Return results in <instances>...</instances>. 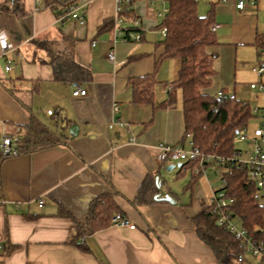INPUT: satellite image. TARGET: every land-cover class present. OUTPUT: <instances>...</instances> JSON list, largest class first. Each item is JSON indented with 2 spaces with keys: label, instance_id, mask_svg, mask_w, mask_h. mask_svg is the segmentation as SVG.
<instances>
[{
  "label": "crops",
  "instance_id": "1",
  "mask_svg": "<svg viewBox=\"0 0 264 264\" xmlns=\"http://www.w3.org/2000/svg\"><path fill=\"white\" fill-rule=\"evenodd\" d=\"M79 1L85 3L79 10L83 23L57 21L44 0L37 9L35 0H0L9 7L0 10V29L13 46L0 51V139L5 133L15 140L31 116L57 138L37 150L0 158V264H256L252 257L218 263L191 221L208 203L200 183L185 201L165 188L160 177L158 145L188 147L190 142L184 138L181 103L162 105L179 58L160 59L162 44L146 38L159 31L158 12L164 13L166 2L135 0L140 39L113 42L112 28H98L114 19L115 1ZM157 1L162 10L155 12L150 5ZM236 2L211 0L217 43L209 50L215 53V74L205 91L224 89L244 99L238 96L243 88L240 92L236 87L240 66L254 59L264 64V0H244L243 9ZM36 38L71 54L90 70V79L78 84L55 80L46 51L32 43ZM110 49L113 62L106 58ZM150 73L157 82L151 100L133 102L130 79ZM251 83L257 81L249 82V89L260 91ZM76 86L85 95H72ZM177 162L179 167L182 162ZM153 177L174 204L156 198L159 189L146 193L148 201L136 202L142 185L151 187ZM106 193L113 194L118 212L130 225L109 224L80 234L78 245L72 241L77 225L86 219L91 202Z\"/></svg>",
  "mask_w": 264,
  "mask_h": 264
},
{
  "label": "trees",
  "instance_id": "2",
  "mask_svg": "<svg viewBox=\"0 0 264 264\" xmlns=\"http://www.w3.org/2000/svg\"><path fill=\"white\" fill-rule=\"evenodd\" d=\"M135 0L123 3L118 14L127 20L136 18L132 4ZM167 8L157 29L165 27V35L160 40L163 51L160 59L179 58L176 78L172 81L171 89L163 101V106L176 102V92L180 91L181 108L184 120V138L189 137L193 146L205 154L231 156L239 148L235 141L237 133L248 126L254 113L249 101L240 98L222 99L216 94L205 91L215 74L213 62L215 53L209 47L216 44L212 11L200 15L197 11L198 0H163ZM79 0H44V6L54 10L55 15L75 6ZM21 7V6H20ZM59 7V8H58ZM0 10L7 11L9 7L0 3ZM20 12L22 13L21 9ZM17 12V15L21 14ZM113 19L106 20L99 26L98 32L112 28ZM136 30L141 32L137 26ZM32 43L46 51L48 63L52 67L55 80L80 83L89 80L90 70L78 63L71 54L56 51L51 41L36 38ZM264 51V41L260 44ZM133 57H129L131 59ZM261 64V63H260ZM156 80L152 73L130 79L133 102L150 101L153 96V86ZM23 133L14 140L17 154L28 153L40 147L57 141L55 134L39 119L31 116L30 121L23 127ZM184 141V139H183ZM182 142V141H181ZM4 157L0 153V158ZM197 165L195 161H185L179 166V171L190 168L193 175ZM224 174L228 181V196L235 198L233 212L238 215L247 229L264 225V205L254 198L255 187L248 180L245 167L235 164L224 165ZM151 187L142 185L136 197V202L148 201L146 193L158 191V183L153 177ZM150 188V189H148ZM113 194L106 193L91 202L86 219L77 225V233L72 241L77 242L80 234H90L97 229L111 224V217L118 212ZM148 198V197H147ZM197 236L212 251L218 263H229L244 253L240 240L216 223V214L211 213L208 206L203 207L191 220Z\"/></svg>",
  "mask_w": 264,
  "mask_h": 264
},
{
  "label": "built area",
  "instance_id": "3",
  "mask_svg": "<svg viewBox=\"0 0 264 264\" xmlns=\"http://www.w3.org/2000/svg\"><path fill=\"white\" fill-rule=\"evenodd\" d=\"M116 5V14L113 19L112 31L114 34L113 42L117 38L122 41H138L140 39V32L136 30L138 26L135 19L127 20L120 16L118 11L123 3L130 0H114ZM41 0H35L36 9ZM245 5L244 0H237L235 7L243 9ZM85 3L79 1L75 6L70 7L67 11L56 16L59 22L74 19L80 23L84 22V14H80L79 10L84 9ZM166 10V9H165ZM164 10V12H165ZM163 12H158V15L163 16ZM215 25L211 29H214ZM165 27L160 29L162 35H165ZM12 44L8 42L4 30L0 29V51L2 54L6 53L12 48ZM106 58L113 62L114 52L110 49ZM4 69H10L9 61L6 63ZM252 70L258 77L264 72V64H259L253 67ZM172 85L168 84L167 89H171ZM251 88L257 87L264 90V81L258 83H251ZM86 90L81 86H76L72 91V95H85ZM216 95L222 99H234L236 96L233 92L219 89ZM254 113L258 114L255 118L258 123L255 127L249 129L245 127L241 129L235 141L245 143L249 147L237 148L231 156H218L215 154H205L198 147L189 142L188 147L178 143L174 145L159 144L157 150V158L162 163H173L176 161H195L197 165L194 167V172L207 175L210 169H213L216 175L219 176V187L213 188L212 193L208 199L207 206L211 213L216 214V223L223 229L231 233L236 240H240L244 248V253L235 258V262L242 263L245 260V254L256 260V264H264V225L255 227L254 229H247L243 224L241 218L233 212V205L235 198L228 196V181L225 176V166L227 164H235L245 167L248 173V180L255 187V200L264 205V107H252ZM0 153L2 156H12L17 154V148L13 137L10 134H3L0 139ZM43 203L42 199L38 200V206ZM264 218V214H263ZM241 222V225L237 223ZM111 224L118 227L129 226L130 223L120 212H116L111 217Z\"/></svg>",
  "mask_w": 264,
  "mask_h": 264
},
{
  "label": "rangeland",
  "instance_id": "4",
  "mask_svg": "<svg viewBox=\"0 0 264 264\" xmlns=\"http://www.w3.org/2000/svg\"><path fill=\"white\" fill-rule=\"evenodd\" d=\"M213 1V0H212ZM155 4L150 5V8L154 10L155 12L162 7L160 1L154 2ZM162 3V2H161ZM166 4V3H165ZM211 0H198V12L200 15H206L211 7ZM167 6V5H166ZM159 22L162 19V16L158 17ZM159 31H153L154 33L146 35L147 39L154 40L155 42H160L162 39ZM255 59L253 61L246 62L244 65L240 66V72L237 73L236 81L237 85L236 87L239 88L240 92L243 88L242 94L238 95L241 98H244L249 101V104L251 107L254 106H264V90H257V89H249L248 84L249 82L258 81L262 82L264 81V72L261 75V77H257V75L251 71L252 67H256L259 65V63H255ZM157 83V82H156ZM155 83V84H156ZM159 86L157 85L156 88ZM239 92V93H240ZM257 96V97H256ZM176 103H181V95L180 91L177 90L176 92ZM257 124V120H250L249 126L251 128L255 127ZM236 145L239 148L243 147H249L245 143L238 142ZM177 161L174 164V167L170 170H166V163L164 162L160 169V177L165 181L166 186L164 187L169 188L172 190V192L179 197L180 199H184L185 201L190 197L191 191L195 190L194 185L196 182L200 183L201 188L203 190V193L205 196V200L208 201V197L211 194V188L212 186L217 188L219 187V176L216 175L211 169L209 172H207V175H201L197 178L193 175L190 168L182 169V171H179V167L177 166ZM237 223L241 225V222L237 220ZM250 258L249 254H245V258Z\"/></svg>",
  "mask_w": 264,
  "mask_h": 264
},
{
  "label": "water",
  "instance_id": "5",
  "mask_svg": "<svg viewBox=\"0 0 264 264\" xmlns=\"http://www.w3.org/2000/svg\"><path fill=\"white\" fill-rule=\"evenodd\" d=\"M178 164H180V163H178ZM172 166H174L173 164H171V165H168L167 167H166V169L167 170H170L171 168H172ZM156 179V182L158 183V177H156L155 178ZM158 189H159V191H158V193L156 194V198L157 197H163L165 200H168L169 202H171V203H175L176 201L170 196V195H168L160 186H159V183H158Z\"/></svg>",
  "mask_w": 264,
  "mask_h": 264
}]
</instances>
